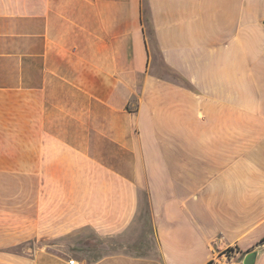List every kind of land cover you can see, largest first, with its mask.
<instances>
[{
	"label": "crops",
	"instance_id": "obj_1",
	"mask_svg": "<svg viewBox=\"0 0 264 264\" xmlns=\"http://www.w3.org/2000/svg\"><path fill=\"white\" fill-rule=\"evenodd\" d=\"M264 0H0V264H264Z\"/></svg>",
	"mask_w": 264,
	"mask_h": 264
},
{
	"label": "built area",
	"instance_id": "obj_2",
	"mask_svg": "<svg viewBox=\"0 0 264 264\" xmlns=\"http://www.w3.org/2000/svg\"><path fill=\"white\" fill-rule=\"evenodd\" d=\"M237 248L234 246L229 247L223 251V253L219 256H216L213 258L209 264H228L231 259L237 254ZM70 264H77L75 259H70L69 260Z\"/></svg>",
	"mask_w": 264,
	"mask_h": 264
},
{
	"label": "water",
	"instance_id": "obj_3",
	"mask_svg": "<svg viewBox=\"0 0 264 264\" xmlns=\"http://www.w3.org/2000/svg\"><path fill=\"white\" fill-rule=\"evenodd\" d=\"M258 255H259V250H254L248 253L244 259V263L245 264H255Z\"/></svg>",
	"mask_w": 264,
	"mask_h": 264
},
{
	"label": "trees",
	"instance_id": "obj_4",
	"mask_svg": "<svg viewBox=\"0 0 264 264\" xmlns=\"http://www.w3.org/2000/svg\"><path fill=\"white\" fill-rule=\"evenodd\" d=\"M262 241H264V239ZM207 264H209V263H207Z\"/></svg>",
	"mask_w": 264,
	"mask_h": 264
}]
</instances>
